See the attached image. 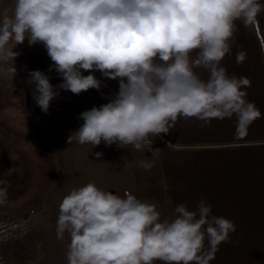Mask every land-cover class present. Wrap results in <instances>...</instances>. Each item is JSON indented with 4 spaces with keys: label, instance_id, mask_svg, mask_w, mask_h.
<instances>
[{
    "label": "clouds",
    "instance_id": "obj_1",
    "mask_svg": "<svg viewBox=\"0 0 264 264\" xmlns=\"http://www.w3.org/2000/svg\"><path fill=\"white\" fill-rule=\"evenodd\" d=\"M261 11L260 0H12L0 9V74L9 60L14 65L17 45L41 43L53 62L49 72L55 69L63 80L53 86L44 72L28 73L44 113L61 89L76 95L100 91L104 85L95 71L118 81L108 103L80 113L83 123L68 136L70 145L104 142L142 150L153 145L152 137L169 133L178 117L235 116L243 135L260 111L242 90L250 80L228 75L221 61L236 22L252 25ZM6 71L14 77L15 65ZM139 167L152 164L141 161ZM5 193L0 189V198ZM235 231V222L214 215L204 200L195 209L181 203L171 218L161 219L157 205L94 182L62 198L56 223L57 238L69 236L67 264H209Z\"/></svg>",
    "mask_w": 264,
    "mask_h": 264
},
{
    "label": "rangeland",
    "instance_id": "obj_2",
    "mask_svg": "<svg viewBox=\"0 0 264 264\" xmlns=\"http://www.w3.org/2000/svg\"><path fill=\"white\" fill-rule=\"evenodd\" d=\"M11 2L0 0V9ZM260 2L264 4V0ZM255 25L253 28L260 31L264 41V11L258 14ZM251 26L248 28L253 29ZM13 51L18 53L14 59L16 74L13 77L6 71L14 66L11 60L3 65L5 72L0 74V189H6L0 198V264H67L69 236L65 233L61 241L56 234L62 198L89 182L121 196L128 190L115 186L117 166L109 155L110 148L73 143L72 149H65L70 147L68 136L81 126L79 105L86 102L82 95H88L87 104L93 107L91 94L95 89L79 95L61 89L44 113L33 99L34 85L27 84L28 73L44 72L53 86L63 80L55 69L49 72L53 62L45 48L36 50L25 40ZM95 152L103 153L102 157L97 159ZM132 194L157 205L161 219L171 218L181 203L195 209L204 200L211 204L214 215L236 225V231L218 245L209 264H264V230L246 216L256 208L246 197H259V193H191L189 186L183 193ZM154 264L163 262L157 260Z\"/></svg>",
    "mask_w": 264,
    "mask_h": 264
},
{
    "label": "crops",
    "instance_id": "obj_3",
    "mask_svg": "<svg viewBox=\"0 0 264 264\" xmlns=\"http://www.w3.org/2000/svg\"><path fill=\"white\" fill-rule=\"evenodd\" d=\"M236 25L230 52L221 65L228 75L250 80V87L242 90L247 92L245 99L260 111L259 117L245 124L243 135L237 131L235 116L210 121L178 117L169 133L152 137L153 145L142 150L131 145L123 149L116 144L101 145L110 148L109 155L117 166L114 171L118 189L131 193H183L190 186L191 193H259V197H246L256 207L253 214L246 216H250L252 223H259V230H264V41L255 23L253 29L240 21ZM239 53L244 55L238 63ZM197 71L207 79V72ZM95 72L106 82L100 91L95 89L91 94L93 106L99 107L118 92L119 84L103 77L100 71ZM82 96L86 102L79 105V115L92 108L87 104L88 95ZM79 123L83 121L79 119ZM152 148L160 151L153 155ZM141 161L150 162L152 167H139ZM240 216H245L243 209Z\"/></svg>",
    "mask_w": 264,
    "mask_h": 264
},
{
    "label": "built area",
    "instance_id": "obj_4",
    "mask_svg": "<svg viewBox=\"0 0 264 264\" xmlns=\"http://www.w3.org/2000/svg\"><path fill=\"white\" fill-rule=\"evenodd\" d=\"M33 46L35 47L36 50L39 49V48H44V46H43L41 43H37V44H35V45H33ZM83 74H84V75H88V74H90V73L87 72V71H84ZM94 75L96 76L97 79H99V77H98L95 73H94Z\"/></svg>",
    "mask_w": 264,
    "mask_h": 264
},
{
    "label": "snow or ice",
    "instance_id": "obj_5",
    "mask_svg": "<svg viewBox=\"0 0 264 264\" xmlns=\"http://www.w3.org/2000/svg\"><path fill=\"white\" fill-rule=\"evenodd\" d=\"M254 115V114H253Z\"/></svg>",
    "mask_w": 264,
    "mask_h": 264
}]
</instances>
